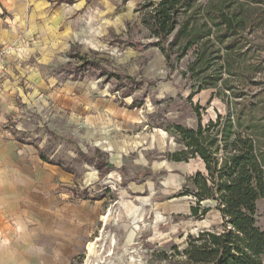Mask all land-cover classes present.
Listing matches in <instances>:
<instances>
[{
    "label": "rangeland",
    "instance_id": "obj_1",
    "mask_svg": "<svg viewBox=\"0 0 264 264\" xmlns=\"http://www.w3.org/2000/svg\"><path fill=\"white\" fill-rule=\"evenodd\" d=\"M159 1L86 0L81 11L68 14L72 44L67 67L58 68V75L107 89L132 119L128 127L119 124L117 129L118 136H129L128 151L119 159L120 177L115 184L100 182L95 187L106 197L107 222L100 221L84 253L72 264H86L87 245L97 238L96 260L90 258L97 264H180L176 252L186 247L190 236L221 224L214 202L201 205L212 208L204 218L192 216L190 208L196 201L189 179L197 173L206 176L207 171L198 156L187 154L180 162L171 159L173 153L187 151L172 126L205 128L217 116L232 120L231 112L238 109L243 124L251 116V122L261 126L259 148L264 156V25L246 36L235 69L231 75L222 73L218 89L198 91L187 71L191 52L166 61L140 25L145 12L140 7ZM31 119L25 124L32 125ZM59 128L56 133L46 128L48 137L43 140L51 144L44 149V158L52 156V162L75 172L97 162L102 164L100 176L104 175L112 154L104 142L83 141L69 124ZM255 225L264 231V198L256 202Z\"/></svg>",
    "mask_w": 264,
    "mask_h": 264
},
{
    "label": "crops",
    "instance_id": "obj_2",
    "mask_svg": "<svg viewBox=\"0 0 264 264\" xmlns=\"http://www.w3.org/2000/svg\"><path fill=\"white\" fill-rule=\"evenodd\" d=\"M71 1L0 0V264L74 263L106 207L95 187L117 182L128 151L129 136L117 129L128 127L129 111L107 89L57 73L72 44L68 14L86 6ZM59 123L85 142H104L112 153L104 175L94 164L66 171L40 157L51 144L46 128L56 133ZM83 190L93 200L80 198Z\"/></svg>",
    "mask_w": 264,
    "mask_h": 264
},
{
    "label": "trees",
    "instance_id": "obj_3",
    "mask_svg": "<svg viewBox=\"0 0 264 264\" xmlns=\"http://www.w3.org/2000/svg\"><path fill=\"white\" fill-rule=\"evenodd\" d=\"M140 10L145 11L140 21L142 29L154 39L151 46L166 61L173 57L179 60L191 52L187 71L198 91L218 89L222 73L231 75L235 69V59L246 47V36L264 25V0H160ZM241 112L232 111V120L217 116L215 123L211 121L205 128H171L188 151L175 152L171 159L180 162L187 159V154L198 156L207 171L206 176L197 173L189 179L196 201L190 208L192 216L204 218L212 208L201 207L200 203L214 202L213 208L222 218L219 226L188 238L186 247L176 252L180 264H262L264 231L255 225L256 202L264 198V156L258 134L261 126L253 124L251 116L243 124ZM40 157L45 160L42 154ZM94 165L102 169V164ZM107 171L108 167L104 173ZM79 197L93 200L86 190Z\"/></svg>",
    "mask_w": 264,
    "mask_h": 264
},
{
    "label": "bare ground",
    "instance_id": "obj_4",
    "mask_svg": "<svg viewBox=\"0 0 264 264\" xmlns=\"http://www.w3.org/2000/svg\"><path fill=\"white\" fill-rule=\"evenodd\" d=\"M143 203V202H142ZM144 203H146V201H144ZM102 220L104 221V223L107 222V217H102ZM99 240V238L95 239V241L93 242H90L88 245H87V249H86V252H87V259L85 261L86 264H97L95 261H91V257H94L96 252H97V248H98V244H97V241ZM128 240V239H127ZM111 243V242H110ZM98 253V252H97ZM91 258V259H90ZM95 259V257H94ZM96 260V259H95ZM99 262V261H98Z\"/></svg>",
    "mask_w": 264,
    "mask_h": 264
},
{
    "label": "built area",
    "instance_id": "obj_5",
    "mask_svg": "<svg viewBox=\"0 0 264 264\" xmlns=\"http://www.w3.org/2000/svg\"><path fill=\"white\" fill-rule=\"evenodd\" d=\"M6 51H7V48L6 47H2L0 49V62L3 59V56L5 55Z\"/></svg>",
    "mask_w": 264,
    "mask_h": 264
},
{
    "label": "water",
    "instance_id": "obj_6",
    "mask_svg": "<svg viewBox=\"0 0 264 264\" xmlns=\"http://www.w3.org/2000/svg\"><path fill=\"white\" fill-rule=\"evenodd\" d=\"M201 205H207V202H202V203H200Z\"/></svg>",
    "mask_w": 264,
    "mask_h": 264
}]
</instances>
